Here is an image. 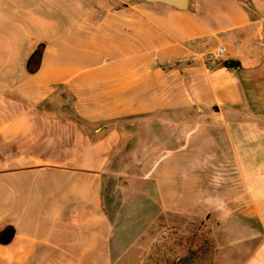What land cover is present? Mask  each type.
<instances>
[{"label": "crops", "instance_id": "1", "mask_svg": "<svg viewBox=\"0 0 264 264\" xmlns=\"http://www.w3.org/2000/svg\"><path fill=\"white\" fill-rule=\"evenodd\" d=\"M259 2L0 0V140L55 157L1 161L0 229L13 234L0 264H170L173 242L144 240L178 217L205 223L231 253L221 264H264Z\"/></svg>", "mask_w": 264, "mask_h": 264}, {"label": "rangeland", "instance_id": "2", "mask_svg": "<svg viewBox=\"0 0 264 264\" xmlns=\"http://www.w3.org/2000/svg\"><path fill=\"white\" fill-rule=\"evenodd\" d=\"M259 4H262V8L260 9L264 10V0H260ZM195 112V109L187 111V113L191 115L196 114ZM174 113L176 115L182 114L181 111ZM79 125L85 132H93L98 126L81 121ZM62 128L64 134L75 131L74 128L68 124H63ZM70 142L71 141L69 139L66 140V146L68 145L69 147ZM51 143H53V141H47L46 144L49 145ZM43 145L44 144H42V141L38 140L10 141L9 145L5 140H0V163L1 161H6L5 154L8 150L9 153H11V150H14V153L9 157L14 158L16 167H38L44 163V159H46L48 164H51V162H54L55 157L53 154L49 153L50 149L48 146L44 148L42 147ZM44 153L47 154L44 155ZM62 158L63 167H72L71 157L69 155L64 154ZM74 160H76V158ZM145 204L148 205V202ZM149 206L150 207L146 208L147 214L149 216H153L155 211H158L156 203H153V199H151V202H149ZM1 210L2 208L0 205V211ZM1 228L3 229V227ZM159 230L161 231L159 235H154V237H146L144 243L151 244L152 242L157 241V243L160 245H166L170 242H173L175 247L173 252L168 254V257H166L167 253L163 254L164 263L168 262L172 264L171 262L174 261L173 264H221L222 261L229 260L231 257V253L229 251L220 252L214 248L212 239L210 237V230L205 226L204 222H202L200 226L198 222L185 220L181 217H178L173 219L168 224L166 219H164L162 223L159 224ZM1 231L2 230L0 229V233ZM3 235L4 236L0 235V242H5L9 237L8 232L3 233ZM147 254L150 255V252Z\"/></svg>", "mask_w": 264, "mask_h": 264}, {"label": "trees", "instance_id": "3", "mask_svg": "<svg viewBox=\"0 0 264 264\" xmlns=\"http://www.w3.org/2000/svg\"><path fill=\"white\" fill-rule=\"evenodd\" d=\"M43 45H41L39 48H38V50L32 55V57H31V59H30V65H31V62H33V60H35V59H39L40 57H41V54H42V52H43ZM239 64L238 63H236V62H233V61H230V62H226V63H224V67H226V68H228V69H232V68H239ZM9 233V235L10 236H12V234H13V229L12 228H8V227H5L2 231H1V233H0V235H3V233ZM10 238V237H9ZM10 240V239H9ZM7 242H8V239L5 241V242H0L1 243V245H6L7 244Z\"/></svg>", "mask_w": 264, "mask_h": 264}, {"label": "water", "instance_id": "4", "mask_svg": "<svg viewBox=\"0 0 264 264\" xmlns=\"http://www.w3.org/2000/svg\"><path fill=\"white\" fill-rule=\"evenodd\" d=\"M148 4L160 3L180 11H186L189 7V0H145Z\"/></svg>", "mask_w": 264, "mask_h": 264}, {"label": "built area", "instance_id": "5", "mask_svg": "<svg viewBox=\"0 0 264 264\" xmlns=\"http://www.w3.org/2000/svg\"><path fill=\"white\" fill-rule=\"evenodd\" d=\"M226 52V47L224 45H220L215 52L211 54V58H220Z\"/></svg>", "mask_w": 264, "mask_h": 264}, {"label": "flooded vegetation", "instance_id": "6", "mask_svg": "<svg viewBox=\"0 0 264 264\" xmlns=\"http://www.w3.org/2000/svg\"><path fill=\"white\" fill-rule=\"evenodd\" d=\"M2 236H4V235H2Z\"/></svg>", "mask_w": 264, "mask_h": 264}]
</instances>
